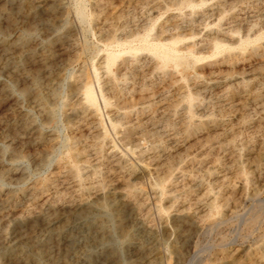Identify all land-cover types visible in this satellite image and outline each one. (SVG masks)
Returning <instances> with one entry per match:
<instances>
[{
	"label": "rangeland",
	"instance_id": "1",
	"mask_svg": "<svg viewBox=\"0 0 264 264\" xmlns=\"http://www.w3.org/2000/svg\"><path fill=\"white\" fill-rule=\"evenodd\" d=\"M182 1L0 0V264H264V0Z\"/></svg>",
	"mask_w": 264,
	"mask_h": 264
},
{
	"label": "bare ground",
	"instance_id": "2",
	"mask_svg": "<svg viewBox=\"0 0 264 264\" xmlns=\"http://www.w3.org/2000/svg\"><path fill=\"white\" fill-rule=\"evenodd\" d=\"M84 3V2H83ZM182 3H184L185 5H187V6H190L191 8H193L194 9V7L195 6H197L195 3H193L192 2V0H183L182 1ZM79 4H81V3H79ZM86 4V3H85ZM84 4V5H85ZM83 5V4H82ZM84 7V6H83ZM83 9V8H82ZM86 9V8H85ZM84 9V10H85ZM78 11L79 12H81V7H79V9H78ZM135 36V35H134ZM135 37H137V39L139 40L138 42H140L139 43V46L137 47V48H133V49H129V50H120V51H105L106 52V54H105V56H104V69H105V71L108 73V74H113L114 73V71H116V75H117V70H116V61H117V59L120 57V55H122V54H131L132 56H134V55H136L139 51H141V50H145V51H147V52H149V53H151L152 55H154L156 58H159V59H161L162 60V62H163V64L164 65H166L168 62H173L174 63V65H175V68H176V70L177 71H179V72H181V71H184V69L187 67V60H186V57H184V56H181V55H179V53H177V51L179 50V48H178V43H179V41H180V39L179 38H181V36H179V38L178 37H170L171 39L170 40H168V42L167 43H155L154 41H153V39H152V37H154V36H151V34H150V30L148 31L147 30V32L144 34L143 33V35H138V34H136V36ZM136 39V40H137ZM183 39V38H182ZM181 39V40H182ZM16 40H18V39H16ZM135 40V39H134ZM21 41H23V39L21 40ZM21 41H20V43H21ZM133 41V40H132ZM115 42V41H114ZM113 42V43H114ZM183 42V41H182ZM239 42H240V45H243V44H245V45H247L248 43H251V40H249V39H247V40H239ZM111 43H112V41H111ZM135 43V42H134ZM181 43V42H180ZM211 44H212V46H213V49H214V52L215 53H220V52H222V51H225L227 48H231V46L230 45H227V44H224V43H222V42H220V41H218V40H216V39H213L212 41H211ZM112 45V44H111ZM114 45H116V43L114 44ZM119 46V45H118ZM117 46V47H118ZM186 47V46H185ZM189 46L187 45V48H188ZM128 48V47H127ZM123 49H125V48H123ZM111 50V49H110ZM188 51H189V53L191 52H194L193 50H191V48H188L187 49ZM179 52V51H178ZM120 67V66H119ZM124 73V72H123ZM127 73V72H126ZM130 73H132L131 71H130ZM115 74V73H114ZM98 75V74H97ZM116 75H114V76H116ZM119 75V74H118ZM117 75V77H124V76H122L121 74L118 76ZM124 75V74H123ZM129 75V74H128ZM119 77V78H120ZM96 78H97V76H96ZM111 78V77H110ZM114 79V78H113ZM116 79H118V78H116ZM115 79V81H117ZM121 79V78H120ZM126 79H127V77H126ZM109 80V79H108ZM129 80V79H128ZM121 81V80H120ZM119 81V82H120ZM107 82H109V81H107ZM118 82V81H117ZM118 82V83H119ZM99 83V82H98ZM100 84H102V83H100ZM112 84V83H111ZM117 84V83H116ZM108 85H109V83H108ZM102 86V85H101ZM113 86V85H112ZM112 86H110V87H112ZM120 86H122L121 84H120ZM120 86H118V87H120ZM105 87V86H104ZM109 87V86H108ZM115 86H113L112 88H114ZM121 88V87H120ZM124 88V87H123ZM110 89V88H109ZM122 89V88H121ZM121 89L119 90V91H121ZM81 90V92H82V94H83V99L82 100H84V103L87 105V106H90V107H92L93 108V111H95V112H97L98 111V104H97V99H96V95H95V92H94V90H93V88H92V85H91V81H90V79H86V80H84V82H83V84H82V86H80V89H79V91ZM107 90V89H106ZM104 91V92H107V91ZM110 90H112V89H110ZM114 90V89H113ZM124 90V89H123ZM126 90V89H125ZM100 91H102V90H100ZM103 92V94H105ZM116 92V91H115ZM118 93V92H117ZM109 94V93H108ZM112 95H113V93H112ZM106 96V95H105ZM104 95L102 96L103 97V101H104V104L106 105V106H109V105H111L110 103H112V106H114L113 105V101H112V98H111V102H109V100L105 97ZM111 96V95H110ZM114 96V95H113ZM116 97H119V95L118 96H115V98ZM121 97V96H120ZM119 97V98H120ZM82 98V97H81ZM117 100V98L114 100V101H116ZM120 99H118V101H119ZM117 103V102H116ZM83 104V103H82ZM84 104V105H85ZM123 104V103H122ZM132 104V103H131ZM83 105V106H84ZM117 105V104H116ZM115 105V106H116ZM119 105V104H118ZM121 105V104H120ZM45 109V108H44ZM127 113V112H126ZM124 115V114H123ZM122 114H121V116H123ZM128 115V114H127ZM127 118V117H126ZM120 124H122V122L120 123ZM117 125V122H115L114 123V126H116ZM129 129V128H128ZM127 129V130H128ZM131 129V128H130ZM129 129V130H130ZM102 130V129H101ZM104 130V129H103ZM132 130V129H131ZM127 133V132H126ZM130 133V132H129ZM128 134V133H127ZM103 135V134H102ZM129 135V134H128ZM125 136V135H124ZM127 136V135H126ZM73 174H74V172H73ZM75 175V174H74ZM78 177V176H77ZM126 186H128L127 184H126ZM110 195V198H111V200H113V201H115L116 199H117V196H118V194L117 193H114V192H112V194H109ZM97 205H99L100 207H102L103 205H104V203L103 202H98L97 203ZM85 211V209H83V211L82 212H84ZM22 259V258H21Z\"/></svg>",
	"mask_w": 264,
	"mask_h": 264
}]
</instances>
